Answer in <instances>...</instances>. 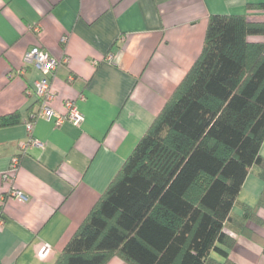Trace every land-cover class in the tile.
<instances>
[{
	"label": "crops",
	"instance_id": "0c3cea01",
	"mask_svg": "<svg viewBox=\"0 0 264 264\" xmlns=\"http://www.w3.org/2000/svg\"><path fill=\"white\" fill-rule=\"evenodd\" d=\"M211 14L264 23V0H0V117L20 118L0 127V264L54 263L199 56ZM247 40L264 43V35ZM33 47L68 58L50 78L51 107L63 114L64 102L75 100L84 122L36 120L33 136L41 144L20 155L41 77L23 61ZM15 155L19 167L9 174ZM253 174L235 215L242 203L255 205L264 188L260 179L248 184ZM13 189L26 198L10 196ZM258 214L264 219L263 208ZM251 228L264 237V228ZM230 233V260L264 264L254 240ZM45 243L50 248L40 256ZM210 256L225 260L215 251ZM106 264L125 263L112 257Z\"/></svg>",
	"mask_w": 264,
	"mask_h": 264
},
{
	"label": "trees",
	"instance_id": "16d2710c",
	"mask_svg": "<svg viewBox=\"0 0 264 264\" xmlns=\"http://www.w3.org/2000/svg\"><path fill=\"white\" fill-rule=\"evenodd\" d=\"M249 35L264 23L209 16L199 56L53 264H237L230 231L264 254L251 228H264V188L232 212L249 170L264 182V43Z\"/></svg>",
	"mask_w": 264,
	"mask_h": 264
},
{
	"label": "built area",
	"instance_id": "2783aa9c",
	"mask_svg": "<svg viewBox=\"0 0 264 264\" xmlns=\"http://www.w3.org/2000/svg\"><path fill=\"white\" fill-rule=\"evenodd\" d=\"M34 32L39 31V26H33ZM64 40V39H63ZM24 64L34 65L39 72L41 77L34 83V91L37 98V109L30 113L29 117L25 120L24 124L27 131L26 140L20 143V155L27 149L33 146H39L41 143L34 138L33 128L36 120L38 119H53L57 125L64 122H70L75 126H80L84 122V114L80 111L75 100H66L64 102L65 112L63 114L56 113L51 107V102L55 97L54 91L51 89L50 78L54 75L56 68L60 64L68 62V58L65 56L61 59H57L51 56L48 52L41 50L38 47H33L26 51L23 56ZM30 94V91H26ZM20 155H15L11 159L9 172L4 173L3 177L5 180L9 179V174L15 172L19 167ZM10 196L17 199L24 200L25 194L21 190H11ZM50 248V245L45 243L39 250L40 256H44L46 251Z\"/></svg>",
	"mask_w": 264,
	"mask_h": 264
},
{
	"label": "rangeland",
	"instance_id": "374dc122",
	"mask_svg": "<svg viewBox=\"0 0 264 264\" xmlns=\"http://www.w3.org/2000/svg\"><path fill=\"white\" fill-rule=\"evenodd\" d=\"M261 153L264 155V144H263V146H261ZM258 179H260L258 176H256V175H254L253 174V176H251V178H250V183H248V184H254V185H257L258 183H259V180ZM254 181V183H253V181ZM261 180V179H260ZM248 181V182H249ZM252 181V182H251ZM262 181V180H261ZM263 182V181H262ZM248 184H247V186H246V189L248 188ZM245 193H246V190H245V188H244V190H243V192H242V196H241V198L243 197V196H245Z\"/></svg>",
	"mask_w": 264,
	"mask_h": 264
}]
</instances>
